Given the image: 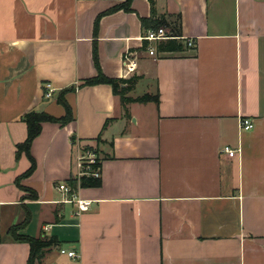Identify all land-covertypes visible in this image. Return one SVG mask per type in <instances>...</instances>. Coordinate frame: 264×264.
<instances>
[{"label":"crops","instance_id":"0c3cea01","mask_svg":"<svg viewBox=\"0 0 264 264\" xmlns=\"http://www.w3.org/2000/svg\"><path fill=\"white\" fill-rule=\"evenodd\" d=\"M123 3L0 0V234L28 211L22 234L58 241L41 264H264V0H132L130 12L112 11ZM150 18L177 23L194 46L156 43L149 56L140 39ZM94 54L105 77H136L158 103L124 109L109 85L82 86L98 74ZM61 92L72 121L42 124L35 170L19 183L36 199H24L21 118L64 117ZM242 118L252 130L239 129ZM89 145L101 183L77 187L90 207L75 217L57 186L74 179L77 149ZM28 255L26 243H0V264Z\"/></svg>","mask_w":264,"mask_h":264},{"label":"trees","instance_id":"16d2710c","mask_svg":"<svg viewBox=\"0 0 264 264\" xmlns=\"http://www.w3.org/2000/svg\"><path fill=\"white\" fill-rule=\"evenodd\" d=\"M131 1L132 0H124V3L122 5L114 8L112 11L124 10L125 12H130ZM141 24L145 30L157 29L160 27L166 28L172 34V36L178 38V39L167 40L165 42H159L157 45L158 51L179 52L185 49L186 44H183V42L181 41L180 32L177 23L169 25L162 19L153 20V18H150L147 20L142 19ZM93 58L98 74L95 78H91L83 81L82 86H94L98 84L109 85L114 95L119 97L120 104L124 109L129 104L145 105L152 102L156 104L158 103L156 97H153L148 94L136 98L129 97L128 95L130 92L134 90L138 78L133 77L128 80L109 79L101 73L95 54ZM56 101L59 105H61L64 108L65 115L62 118L57 119V118H53L52 116L46 113H37L32 111L26 113L21 118L22 122L25 123L26 125L27 136L24 142L16 146L15 155H16V159H18L22 153H25L30 162V167L28 168V170L16 180V185L22 191H24V188L20 186L19 184L20 181L22 179L29 177L34 172L36 167L35 162L30 155V147L33 140L36 137H38V135L40 134L42 124L46 122H50V123H58L61 126H64L68 122L72 121L71 109L64 98V92H61L57 96ZM125 114H126V118H128L129 115L127 111H125ZM75 142H76L75 139L71 138V144L75 145ZM86 147L87 146H85V148ZM96 168L99 169V166H97ZM96 168H94L93 170H95ZM100 183H101L100 178H93L92 176H82L78 180L71 179L70 181H68V186L75 192L77 187L96 188L100 186ZM28 191L30 192V196H23L24 199H28V198L36 199L35 193L30 189H28ZM29 222H30V213L26 211L22 222L12 226L13 228H15V231L14 229L7 230L6 236H9V238L8 240L6 239V241L26 243L29 247V255L26 264H41V259L44 253L49 249L58 246V241L54 237L43 236V237L34 238L22 234L21 231H23V229L26 228ZM3 241L4 239H0V243H3Z\"/></svg>","mask_w":264,"mask_h":264},{"label":"built area","instance_id":"2783aa9c","mask_svg":"<svg viewBox=\"0 0 264 264\" xmlns=\"http://www.w3.org/2000/svg\"><path fill=\"white\" fill-rule=\"evenodd\" d=\"M78 1H90V0H78ZM178 39L165 28L160 27L157 29H149L146 30L144 35L141 37V41L144 44V49L148 52L149 56L155 57V48L154 44L159 42H165L167 40ZM186 46L188 48H192L194 46L192 40H187ZM131 53H126L123 60L124 62H129ZM53 89L47 85L46 91L44 92L45 98H50L53 93ZM239 129L241 131H250L253 128V123L251 120L242 118L239 120ZM223 153L227 155L229 158H232L236 155V150H232L229 147H225L223 149ZM93 163L91 161L87 152H84L81 147L77 149L76 156H75V168L76 174L74 179L78 180L82 176H92L93 178H100V170H91L90 165ZM57 190L64 196L61 203H69L75 208V217H79L80 214L89 210L90 202L84 199H81L76 195V193L68 186V184H59L57 186ZM61 255H66L68 258L76 259L78 256L74 252H66L63 249L59 250Z\"/></svg>","mask_w":264,"mask_h":264},{"label":"rangeland","instance_id":"374dc122","mask_svg":"<svg viewBox=\"0 0 264 264\" xmlns=\"http://www.w3.org/2000/svg\"><path fill=\"white\" fill-rule=\"evenodd\" d=\"M143 91H145V89L143 88L142 85H139V87H135L134 88L131 96H133V97L140 96V95L145 93ZM81 149H83L84 152H87L89 157H90V159H91V161H93V163L90 165V169L91 170L96 168L97 166H99L101 157H100V154H99V149H98V147L96 145H93V146L89 145L86 148H85V146L84 147L82 146ZM23 188H24V191H23L24 192V196H30V192L28 191V188H26V187H23ZM9 229H14V231H15V228H13V227H10ZM6 232L3 233L2 235L0 234V239H8L9 238V236H6Z\"/></svg>","mask_w":264,"mask_h":264}]
</instances>
